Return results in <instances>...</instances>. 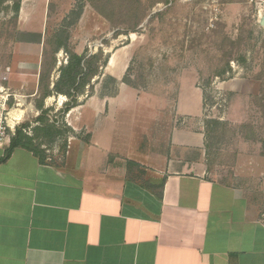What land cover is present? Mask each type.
<instances>
[{
	"label": "crops",
	"instance_id": "1",
	"mask_svg": "<svg viewBox=\"0 0 264 264\" xmlns=\"http://www.w3.org/2000/svg\"><path fill=\"white\" fill-rule=\"evenodd\" d=\"M189 87L198 106L178 94L137 150L134 132L103 127L119 100L95 94L71 109L87 135L61 161L0 142V264H264L263 164L240 154L228 176L209 174L203 94Z\"/></svg>",
	"mask_w": 264,
	"mask_h": 264
},
{
	"label": "rangeland",
	"instance_id": "2",
	"mask_svg": "<svg viewBox=\"0 0 264 264\" xmlns=\"http://www.w3.org/2000/svg\"><path fill=\"white\" fill-rule=\"evenodd\" d=\"M0 1V99L19 115L6 140L20 129L47 157L61 161L70 138L87 135L81 125L73 129L71 101L77 106L95 94L119 100V123L103 127L120 131L121 139L134 132L127 146L137 150L148 141L139 129L148 130L151 117L158 115L160 123L175 113L178 94L198 106L189 87L196 83L209 174L228 176L240 154L261 162L264 171V0H20L18 13L14 0ZM79 7L73 24L70 12ZM135 9L147 14L128 30ZM72 52L100 53L97 74L70 96L43 97ZM226 60L229 72L215 75ZM48 125L60 134L48 136ZM257 186L264 192V177Z\"/></svg>",
	"mask_w": 264,
	"mask_h": 264
},
{
	"label": "trees",
	"instance_id": "3",
	"mask_svg": "<svg viewBox=\"0 0 264 264\" xmlns=\"http://www.w3.org/2000/svg\"><path fill=\"white\" fill-rule=\"evenodd\" d=\"M13 5H14L15 12L18 13L19 8H20V0H14ZM81 11H82L81 7H79L78 9H73L70 12L71 14H73V21H72L73 24H75L77 20L79 19L81 15ZM146 14L144 13L140 15L138 14V11H136L135 9L134 12L130 14V16L134 18V20L129 22L131 23L129 24V26L127 25L128 30H134ZM63 20L65 21L66 19L64 18ZM65 24H66V21H65ZM99 59H100V53L92 54L89 56H86L85 54L78 55L75 52L70 53L66 65L60 68L59 76L54 82L52 91L59 93V94L66 95V96H70L71 95L70 91L72 89L80 90V88H83L86 84H88L91 81L93 76L97 74L99 67H100V64L98 62ZM105 62H106V58L103 60V64ZM229 69H228V63L226 60L225 67L217 71L215 75H223L226 71L229 72ZM40 80H42L41 77H40ZM49 94H51V90L48 89L43 97H46ZM76 103H77L76 99L72 100L71 106L74 107ZM44 130L47 131L48 136L51 135V133L53 135L60 134V131H58L57 129H54L53 125L46 126V129ZM17 146H22L24 148L31 150L36 155H38V157L41 158L42 160L44 158L43 149H41L39 145L34 143L32 137H30L29 135H26L20 129L17 130L15 135L10 138V143L7 148V152H10L13 148Z\"/></svg>",
	"mask_w": 264,
	"mask_h": 264
},
{
	"label": "built area",
	"instance_id": "4",
	"mask_svg": "<svg viewBox=\"0 0 264 264\" xmlns=\"http://www.w3.org/2000/svg\"><path fill=\"white\" fill-rule=\"evenodd\" d=\"M6 109L7 106L5 97L3 101L0 99V142L6 138V129H13L11 124L19 119V115L15 108L9 110Z\"/></svg>",
	"mask_w": 264,
	"mask_h": 264
},
{
	"label": "water",
	"instance_id": "5",
	"mask_svg": "<svg viewBox=\"0 0 264 264\" xmlns=\"http://www.w3.org/2000/svg\"><path fill=\"white\" fill-rule=\"evenodd\" d=\"M259 23H260V24H264V16H262V17L260 18Z\"/></svg>",
	"mask_w": 264,
	"mask_h": 264
}]
</instances>
